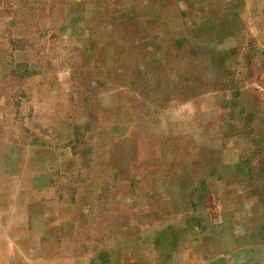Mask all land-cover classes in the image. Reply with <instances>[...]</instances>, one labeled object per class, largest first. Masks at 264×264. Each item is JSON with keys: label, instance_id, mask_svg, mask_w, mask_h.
I'll use <instances>...</instances> for the list:
<instances>
[{"label": "crops", "instance_id": "obj_1", "mask_svg": "<svg viewBox=\"0 0 264 264\" xmlns=\"http://www.w3.org/2000/svg\"><path fill=\"white\" fill-rule=\"evenodd\" d=\"M129 1L0 0V264H264V131L243 123L237 135L225 122L204 120L219 108L208 100L221 96L223 60L210 67L201 59L180 85L157 75L133 90L132 74H114L112 104L101 101L89 115L67 72H58L52 93L41 91L52 97L58 127L72 130L67 140L29 135L34 109L18 117L9 65L14 78L25 68L21 90L33 106L31 66L41 62L49 73L51 49L91 43L106 50L100 65L111 66L116 47L127 48L132 37L142 62L147 44L151 59L160 54L163 43L146 38L145 17L155 9ZM160 24L153 22L154 34ZM208 42L196 43L197 56L209 55ZM39 47L46 58L35 53ZM112 74L100 76L111 82ZM130 103L139 118L128 115ZM167 113L186 119L165 121ZM111 116L82 153V126Z\"/></svg>", "mask_w": 264, "mask_h": 264}, {"label": "rangeland", "instance_id": "obj_2", "mask_svg": "<svg viewBox=\"0 0 264 264\" xmlns=\"http://www.w3.org/2000/svg\"><path fill=\"white\" fill-rule=\"evenodd\" d=\"M228 2L230 3L227 0H146L145 4H150L145 7L147 13L149 12L147 9H155L156 15H158V9L161 12L160 18L153 16L154 11L149 12L151 17L149 14L145 17V23L147 22L146 38L147 40L148 37L156 38L157 42L163 43V48L155 59H151L154 51L147 44L145 62H142L141 52L137 54L138 49L132 37L130 43L126 44L127 48L116 47L118 55L115 53L111 66L100 65L105 60L106 50L92 48L87 37L85 39L88 41L86 43H89L90 49L88 46L83 47L78 41L71 45H64L61 49H51L49 73H45L47 65L41 62L31 66L35 71L34 86L32 87L38 93L37 96H34V107L28 102L29 100L26 101L24 97L26 91L21 90L27 86L25 79H22L25 68L20 69L19 67L17 69L18 77L12 76V78L9 70L13 65H9L5 79H7V83L12 84L13 90H19H16L19 106L18 117L24 119L34 109L32 129L28 126L29 135L43 137V140L49 139L51 142L58 140V137L67 140L69 136H73L72 130L58 127L51 106L52 97L47 98L45 91L44 94L41 91L47 87L50 92L54 89L56 82L53 76H56L58 72H67L68 78H71L69 81L80 95L83 112L89 115V108L99 106L101 101L104 104L107 101L112 104L113 90L108 85L113 84L114 74H123L125 71L132 74L131 78L136 79L135 81L131 80L133 90H137L138 84L149 87L151 81H157V75L167 78L174 77V80L180 85L183 80L191 79L193 73L198 71L201 59L207 60V65L210 67L217 66L220 60H223L221 63L223 74L219 80L221 96L218 101L216 91L211 94L208 100L210 106L213 104L219 108L210 107L212 109L206 116L204 114V120L207 119L211 123L225 122L230 126L232 132L236 130L237 135H241L237 130H242L245 126L242 125L243 123H254L264 131V0H236L235 2L231 0L232 6ZM138 3L141 2L129 1L131 6ZM233 5H236L235 10ZM160 19V34H154L153 22L158 23ZM149 26H151L150 29ZM75 35L74 32L70 33V41L76 40ZM204 41H209V47H211L209 55L205 57V52H203L197 56L196 43ZM219 41L218 48H215ZM34 51L40 59L47 57L40 47ZM12 56L13 54L8 53L7 63L12 61ZM137 58H140V69H138ZM107 69L109 73H113L111 82L100 76V73ZM138 74H144L145 78L137 81V77L133 75ZM49 75L50 79H48ZM16 78H19L17 82ZM116 82L120 81L114 80V83ZM187 86L188 83H186ZM134 93L136 94V92ZM129 109L130 117L139 118L141 113L135 110L132 103L129 104ZM160 111L163 112V109ZM172 115L178 119L181 117L183 120L186 119L185 114L167 113L164 117L165 121L168 118L171 120ZM97 120L94 128L90 129L83 125L80 129L81 144L78 148L82 150V153L86 149L89 152V140L93 138L91 136L94 132L103 131L102 127L107 125V121H113L114 116H111L110 120L105 117ZM29 123L28 121V125ZM85 139L87 145L82 142Z\"/></svg>", "mask_w": 264, "mask_h": 264}]
</instances>
